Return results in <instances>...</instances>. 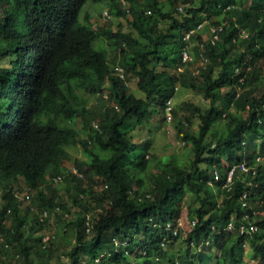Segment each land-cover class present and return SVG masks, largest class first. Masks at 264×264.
Here are the masks:
<instances>
[{
  "label": "trees",
  "instance_id": "obj_1",
  "mask_svg": "<svg viewBox=\"0 0 264 264\" xmlns=\"http://www.w3.org/2000/svg\"><path fill=\"white\" fill-rule=\"evenodd\" d=\"M87 2L0 0V264H264V0H107L98 24ZM179 87L206 103L172 110L186 158L153 161L146 134ZM244 161L256 174L226 187ZM246 216L260 232L227 230Z\"/></svg>",
  "mask_w": 264,
  "mask_h": 264
},
{
  "label": "rangeland",
  "instance_id": "obj_2",
  "mask_svg": "<svg viewBox=\"0 0 264 264\" xmlns=\"http://www.w3.org/2000/svg\"><path fill=\"white\" fill-rule=\"evenodd\" d=\"M107 0H99L97 2L93 1V0H88V2L84 5V7L81 10V14H80V20L84 19V15L86 13H89L92 17V20L95 21L96 24L103 23L104 21V17H103V12L107 10ZM82 21V20H81ZM96 48H103L105 49L107 52H109V54L111 56L114 57L115 55V49L113 46H109L108 43L103 40L102 38L97 40V44L95 45ZM202 64V63H201ZM130 88L129 90L134 93L136 96L138 97H143V93L139 90V88L137 87L136 82L133 80L130 82L129 84ZM88 100L90 101H95L97 99L95 98H88ZM186 101H190V102H194V103H198V104H202L204 105L206 102L203 100V98L199 95H197L193 90L189 89V88H182L179 87L175 93V96L172 99V104H173V109L174 108H179L181 106L182 103L186 102ZM164 112L165 111H161L154 116V120L153 123H151V132L146 134V139L151 141V146H150V152H151V157L150 159L153 160L154 157H158L160 159L164 158L166 159V157L169 156H177L178 158L181 159H185L186 158V154L188 152V144H185V142L179 138V136L177 135L176 129H175V122L171 121L168 122L164 119ZM166 113V112H165ZM189 115L188 112L186 111H181L179 113V118L181 117L185 118ZM198 123L199 120L197 119H193L192 120V127L191 129L193 131H196L198 128ZM76 127L78 129H80L82 127V121L78 120V122L76 123ZM69 152L71 154V158L72 160H77V159H84V152L82 150V148L79 145H73L69 148ZM73 161H69L67 163V166L69 169H71L73 167ZM154 161V160H153ZM30 190V189H29ZM28 188L24 187V190H22L20 196L26 194V193H30L32 195V192L29 191ZM29 202L23 203V206L25 207L26 205H29ZM52 223H53V227L52 230L49 231V233L55 234L57 232V227L59 226L58 220L56 218L52 219ZM182 220V229H188V224L185 221V219H181ZM49 237V236H48ZM65 246L70 247V243L68 244V242L64 243ZM185 245H180V243L178 242V244L176 245V247L173 248L174 252H177L179 250V248H183ZM251 253V250H249L247 252L249 257V254ZM161 264H171L168 260H163L161 261Z\"/></svg>",
  "mask_w": 264,
  "mask_h": 264
},
{
  "label": "built area",
  "instance_id": "obj_3",
  "mask_svg": "<svg viewBox=\"0 0 264 264\" xmlns=\"http://www.w3.org/2000/svg\"><path fill=\"white\" fill-rule=\"evenodd\" d=\"M202 28V24H200L197 29H194V30H190L185 39L186 41H189L191 39V36L196 32V30H200ZM220 31L221 28L217 29L215 27H212V32L214 33L213 35V39H212V42H215L216 40H218L219 36L218 34L216 33L217 31ZM190 60H192V55L190 54V51H189V47L186 45V47L183 48L182 50V62L184 63H187L189 62ZM119 73L121 76H123V69L120 68L119 69ZM166 117H167V121L168 122H171L172 119H173V114H172V110H173V104H172V99H170L168 102H167V108H166ZM264 159L262 157H258L257 158V161H263ZM71 172H73L74 174H76L77 176L79 177H83V174L75 167H72L71 169H69ZM237 170H240L241 172H244V173H251L252 172V175H255L256 174V168L255 167H251V166H248L247 163L244 161V162H241L240 164H236V165H233L228 173V176H227V181H226V184L225 186L226 187H231V185L233 184V179H234V175L236 173ZM60 177L54 179V181L57 182V180H59ZM25 197V199L27 200V202H30L32 197L30 194L26 193L23 195ZM248 197V194L247 193H244L243 194V199H246ZM44 215L46 216L47 215V212L44 213ZM248 218V216L245 217V219L240 222L238 225L235 224L234 221H231L228 223L227 225V230L228 231H233V230H237L240 234L242 235H250V236H253L255 233H258L260 232V228L258 225H256L255 223L253 222H246V219ZM178 227L177 228H180L182 226V220L179 221L178 223ZM192 228L196 225V221L194 220L192 222ZM172 228V225L169 224L168 225V229H171ZM178 233V229H175L174 230V234H177ZM45 241L48 240V237H46L44 239ZM209 241H204L202 243V245L204 244H208ZM178 264V262H177Z\"/></svg>",
  "mask_w": 264,
  "mask_h": 264
},
{
  "label": "clouds",
  "instance_id": "obj_4",
  "mask_svg": "<svg viewBox=\"0 0 264 264\" xmlns=\"http://www.w3.org/2000/svg\"><path fill=\"white\" fill-rule=\"evenodd\" d=\"M125 1V0H124ZM103 17H104V23H108L109 21H110V19H111V17H110V15H109V13H108V11L106 10V11H104L103 12ZM109 20V21H108ZM120 68H122L123 69V76H121L120 75V73H119V69ZM116 74H117V76H119L120 78H124L125 77V69L122 67V66H119L118 65V67L116 68ZM69 169V168H68Z\"/></svg>",
  "mask_w": 264,
  "mask_h": 264
}]
</instances>
